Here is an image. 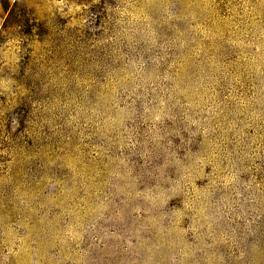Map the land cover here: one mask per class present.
Here are the masks:
<instances>
[{
    "label": "rangeland",
    "instance_id": "obj_1",
    "mask_svg": "<svg viewBox=\"0 0 264 264\" xmlns=\"http://www.w3.org/2000/svg\"><path fill=\"white\" fill-rule=\"evenodd\" d=\"M0 264H264V0H0Z\"/></svg>",
    "mask_w": 264,
    "mask_h": 264
}]
</instances>
